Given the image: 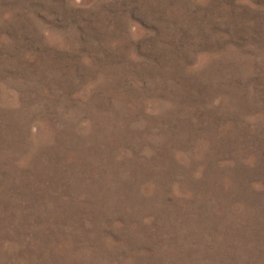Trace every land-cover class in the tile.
<instances>
[{
    "label": "rangeland",
    "instance_id": "1",
    "mask_svg": "<svg viewBox=\"0 0 264 264\" xmlns=\"http://www.w3.org/2000/svg\"><path fill=\"white\" fill-rule=\"evenodd\" d=\"M0 264H264V0H0Z\"/></svg>",
    "mask_w": 264,
    "mask_h": 264
}]
</instances>
